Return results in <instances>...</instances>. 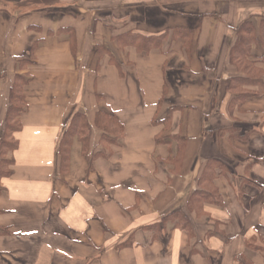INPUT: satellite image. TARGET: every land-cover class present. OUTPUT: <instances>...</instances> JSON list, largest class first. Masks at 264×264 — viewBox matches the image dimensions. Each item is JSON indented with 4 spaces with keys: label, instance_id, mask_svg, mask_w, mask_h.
<instances>
[{
    "label": "crops",
    "instance_id": "1",
    "mask_svg": "<svg viewBox=\"0 0 264 264\" xmlns=\"http://www.w3.org/2000/svg\"><path fill=\"white\" fill-rule=\"evenodd\" d=\"M0 264H264V0H0Z\"/></svg>",
    "mask_w": 264,
    "mask_h": 264
},
{
    "label": "trees",
    "instance_id": "2",
    "mask_svg": "<svg viewBox=\"0 0 264 264\" xmlns=\"http://www.w3.org/2000/svg\"><path fill=\"white\" fill-rule=\"evenodd\" d=\"M129 38H130V40H129L130 43H132V44L136 43L138 45V47L141 48L142 50H149L153 45H158V44L162 43V40L156 39V38H153V39L149 38L148 39V38L142 37L143 39L139 40V41H135V39H139L137 36H135V37L129 36ZM23 109H24V105L22 104V96H21L20 91L13 90V93L11 96V107H10L9 114L11 113V115H13L12 118H16L17 116H19L21 114ZM14 124L18 125L19 121L17 120ZM84 127H85L84 120L83 119L81 120L79 118V120H77V122L74 125H71L67 129L65 136H64L65 140L63 139V145L64 144L69 145L71 137L74 134H78L80 131H82L84 129ZM5 143L7 146H11L13 144L11 139L9 140V142L5 141Z\"/></svg>",
    "mask_w": 264,
    "mask_h": 264
},
{
    "label": "rangeland",
    "instance_id": "3",
    "mask_svg": "<svg viewBox=\"0 0 264 264\" xmlns=\"http://www.w3.org/2000/svg\"><path fill=\"white\" fill-rule=\"evenodd\" d=\"M113 133H115V135H117V136L120 135V129L118 128V126H115ZM112 140L116 141V137H112Z\"/></svg>",
    "mask_w": 264,
    "mask_h": 264
}]
</instances>
